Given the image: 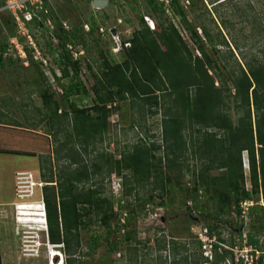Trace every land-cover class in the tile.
Instances as JSON below:
<instances>
[{
	"label": "trees",
	"instance_id": "trees-1",
	"mask_svg": "<svg viewBox=\"0 0 264 264\" xmlns=\"http://www.w3.org/2000/svg\"><path fill=\"white\" fill-rule=\"evenodd\" d=\"M145 1L147 11L152 14L149 16L155 19L154 28L143 19L148 13H139L138 27L130 37L121 38L119 61L110 57L108 50H99L90 89L79 77L82 57L73 58L67 44L76 50L81 47L88 51L84 37L97 30L94 18L87 21L90 24L87 33L83 22L65 29L61 24L56 25L53 18V34L60 50V75L54 71L52 75L59 85L60 96L55 97L56 92L39 69L42 85L37 93L41 105H33L38 119L36 125L45 122L48 126L47 134L54 142L50 144L53 158L40 155L39 159L40 176L45 183L40 187L43 209L39 202L17 204L16 218L21 225L46 224L48 242L62 245L64 264H83L79 259L80 230L91 224V216L107 228H110L112 217L109 232L120 233L129 224L134 225L136 208L142 206L143 210L144 204L154 198L153 193L161 199L157 205L168 208L174 203L175 190L183 187L185 198L178 205L208 220L209 233L216 234L218 240L229 245L233 242L221 238L220 225L215 222L228 219L231 211L238 217L240 201L262 198L264 202V59L252 57L241 63L233 57L220 31L213 35L201 25V37L186 19L179 0H170L169 6L185 29L193 45L191 48L177 25L165 14L163 2ZM3 4L4 0H0V7ZM0 14L6 16V23H11L8 37H17V24L10 12L0 10ZM34 22L38 31L47 32ZM98 38L99 35L93 38L95 46ZM206 44L215 54L214 58ZM219 45L228 48L234 65H230L227 57H221ZM6 47V43L0 44V65L4 56L11 62L16 61V57L10 59L12 56L4 54ZM31 63L38 69V64ZM87 66L92 70L89 62ZM75 96H91L93 105L80 106L73 101ZM121 103L128 105L132 114L137 113L131 127L140 126L147 115L159 114L161 142L149 137L139 138L120 149L118 158L112 153L98 151L96 144L103 141L109 126L111 104L116 107ZM118 110L121 111L122 106ZM3 114L0 109V116ZM5 121L0 123H7ZM8 124L18 126L14 121ZM0 152L33 155L19 151ZM53 159L63 160L62 164L57 162L56 174L52 170ZM216 170L220 171L215 173ZM113 172L121 175L122 182L118 209L114 213L113 202L104 194L102 183ZM187 175L190 177L185 179ZM94 176L98 177L96 181L92 180ZM139 189L144 197L138 195ZM170 192L167 200L163 199ZM130 196L140 202L126 203L125 198ZM200 197L205 199L201 201ZM150 206L153 208V204ZM122 211H126L123 224L120 221ZM259 213L258 219L262 220L264 206L255 204L249 208L253 222ZM259 226L263 228L261 223ZM132 230L128 228L122 233L126 241ZM98 237H90L89 248L96 247ZM248 242L260 248L255 232L248 233ZM49 249L55 253L56 249L51 246ZM228 253L215 249L210 264H221ZM200 258L198 263L202 261V256Z\"/></svg>",
	"mask_w": 264,
	"mask_h": 264
},
{
	"label": "rangeland",
	"instance_id": "rangeland-1",
	"mask_svg": "<svg viewBox=\"0 0 264 264\" xmlns=\"http://www.w3.org/2000/svg\"><path fill=\"white\" fill-rule=\"evenodd\" d=\"M109 1L110 3L103 8H93L92 0H44V8L55 19L56 25L57 23L62 25L64 22L71 28L94 18L105 24L106 27L112 26L113 28L115 26V30L118 31L116 41L106 34L104 37L99 36L95 46L93 38L99 35L95 31L90 36L87 34L84 37L89 45L88 51L76 47L82 52L79 55L82 57L79 77L88 89L93 83V72L96 71L95 61L99 59V50H108L110 57L119 61L121 58V38L130 37L132 31L138 27V14L148 13L147 16L155 25V19L153 16H149L152 14L147 11L148 7L145 0ZM188 1L190 4L184 7L186 19L197 29L198 35L202 37L201 25H204L213 35L220 31L226 37L229 47L232 49L233 57L241 63L252 57L264 59V0ZM165 14L177 25L188 45L193 48L185 29L171 8L168 9V12L165 11ZM143 19L146 21L144 17ZM146 23L148 25L147 21ZM10 27L11 23L8 21L6 23V16L0 14V44H7L9 39L13 37L11 35L8 37ZM25 29L36 43L46 64L42 63L36 54H33L32 48L24 46L25 59L14 58L10 55L12 56L10 59L16 60L11 62L8 56H4L3 64L0 65V109L4 111V114L0 116V121L6 120L5 122H7L0 123V151H19L33 154L0 152V264H16L17 262H21V264H52L51 257L54 253H51L49 246L52 248L53 246L52 244L47 246L45 244L48 241L45 226L40 224L21 225L14 220V211H16L14 204L19 201L30 203L34 199L41 201L42 187L40 188V185L43 186L45 183L40 176L39 159L40 155L52 157L50 144L54 145L51 136L47 134L49 132L47 124L43 122L36 125L38 119L33 105H41L37 93L38 88L42 85L39 69L48 79L52 90L56 92L55 97L58 99L60 96L59 85L54 81L52 75L53 71L60 75L58 57L60 50L56 46L57 37L49 32L38 31L35 22L25 25ZM87 31L89 30H84L86 33ZM16 34L18 35L17 38L25 43V38L21 33L16 31ZM217 48L222 51L221 57H227L230 65H234V59L228 48L221 45ZM206 49L214 58L215 54L207 44ZM72 50L75 51L76 49L72 48ZM194 52L198 54L197 51L194 50ZM72 56L73 58L76 57L73 54ZM31 62L38 64V69ZM88 62L92 70L88 68ZM72 99L80 106L91 107L93 105L91 96L87 98L75 96ZM114 105L111 104L109 126L104 134V139L101 143L96 144L98 151L112 153L114 158H118L120 149L126 145H131L139 138L145 137L147 139L149 137L158 143L161 142L159 114L147 115L145 121L140 122V126L135 124L137 127H131V121L137 119V113L132 114L128 105L122 103L116 107ZM120 106H122L121 111L118 110ZM9 121L17 122L18 126L8 124ZM33 124L36 126L31 129ZM57 162L62 164L63 160H52L54 174L57 171ZM242 163L247 178L245 152L242 153ZM17 171L29 173L32 180L36 182L34 197L23 200L16 197L18 183L15 177ZM219 171L214 172L218 173ZM119 176L121 178V175ZM189 177L190 175H187L185 179ZM97 179L98 177L94 176L92 180L96 181ZM102 183L104 194L111 199L114 208H116V200L112 196L110 176L104 178ZM246 188H250L248 179H246ZM174 193V203L168 208L158 206L157 203L161 199L156 197V193H153L154 198L144 204L143 210L142 206L136 208L137 217L134 225L129 224L120 233L119 231L109 232L114 220L112 217L110 228H107L98 224L94 216H91V224L86 229L80 230L79 259L83 264H194L197 260L200 261V248L194 238V232L199 227L207 226L208 220L205 221L194 210L189 213L184 205H178L185 198L183 187L178 188ZM138 195L144 197L140 189ZM169 195L171 192L165 194L163 199ZM133 198V196L128 199L125 198L126 203L136 204L140 202ZM204 199V197H200L201 201ZM258 200L263 201L260 198ZM147 204H153L152 212L155 214L141 217ZM129 206L127 204V207ZM114 208L112 209L113 213ZM259 215L260 213L255 215L256 222H253L250 219L251 215H248L251 222L244 226V229L242 221L235 216L233 211L227 215L228 219L218 220L215 223L220 225L221 238L226 241L238 243L239 230L244 233L255 232L260 245L259 249L264 251V217L259 220ZM260 223L263 228H260ZM128 228H133V230L130 239L126 241L122 233ZM94 235L99 236L98 244L91 249L88 247V243L90 237ZM35 240L38 242L37 255H25L24 253H28L34 248ZM197 264L201 263L197 262Z\"/></svg>",
	"mask_w": 264,
	"mask_h": 264
},
{
	"label": "built area",
	"instance_id": "built-area-1",
	"mask_svg": "<svg viewBox=\"0 0 264 264\" xmlns=\"http://www.w3.org/2000/svg\"><path fill=\"white\" fill-rule=\"evenodd\" d=\"M158 1L163 2V7L165 8V11L168 12V9L170 8V0ZM179 2L184 7L189 4L188 0H179ZM0 10H6L10 12L14 21L17 24V32L21 33V35L25 38L24 43L23 40L20 41L16 36L11 37L7 43L6 51L4 52V54L25 59L26 54L24 46H28L29 48L33 49V54H36L38 58L42 61V63L46 64L45 59L40 55V52L38 51L36 43L34 42V40H32L28 31L25 29V25L30 22L36 21L42 27H44L47 32L53 35V18L51 17L50 12H48V10L44 8V0H4V4L0 7ZM143 17L148 22V26L150 28H154L152 20L147 15H144ZM94 20L98 26L96 32L99 34V36L104 37L107 34L108 37H111L114 41L118 39L117 30H115V33L110 32L112 26L106 27L105 24L98 22L96 19ZM118 21L120 22V20ZM62 25L65 29H69L66 23L63 22ZM89 27L90 24L88 22L83 23L84 30H89ZM114 27L115 26H113V28ZM67 47L71 49V54L76 57H78L82 53L81 50L73 51V47L70 44H67ZM15 178L16 182L18 183V188L15 193L16 197L22 200L30 197L33 192V186L36 185V182L32 180L31 175H29V173L25 171H17ZM110 180L112 187V196L116 200V208H114L115 206H113V208L114 210H117L119 203L117 199L121 196L122 193V182L120 176L116 175L114 172L111 173ZM41 186L42 185H40V187ZM255 204L264 206V202L262 200L254 201L253 199H245L239 202L240 214L238 215V217L242 221L243 229L244 226L250 223V219L248 216L249 208ZM152 210L153 208L149 204H147L145 206L144 214L142 213L141 217H143V215L144 217L146 215H154L155 212H152ZM125 215L126 211H122V216L120 217V221L122 224L125 223ZM239 231H241V233L239 234L240 237L237 238L239 242H233V245H229L224 241L218 240L216 234H210L206 226L199 227V229L194 232V238L200 248V254L202 256L201 264H210V262L214 258L215 249L219 253H223L224 250L229 251V253L226 255L225 259L221 262V264H262V262L264 261V251L259 249L257 244H251L248 242V233H244L242 232V230ZM215 244H217V247H215Z\"/></svg>",
	"mask_w": 264,
	"mask_h": 264
},
{
	"label": "clouds",
	"instance_id": "clouds-1",
	"mask_svg": "<svg viewBox=\"0 0 264 264\" xmlns=\"http://www.w3.org/2000/svg\"><path fill=\"white\" fill-rule=\"evenodd\" d=\"M35 195H34V186H33V192H32V195L30 196V197H28L29 199L30 198H32V197H34ZM28 198H25V199H28ZM38 201H40V200H38ZM39 204H40V206L42 207V209H43V200H42V198H41V201L39 202ZM44 213V212H43ZM44 222H45V220H44ZM45 226H46V224H45ZM46 244V246L47 245H51L48 241L45 243ZM52 246H53V248L54 249H56L57 247H58V249H56V250H54V254L52 255L53 257H54V261H53V263H59L60 261L62 262V264H64V259H65V253L62 251V249H61V247H62V245L60 244H52ZM48 255V254H47ZM59 258V260L57 261V259ZM52 259V258H51ZM57 261V262H56Z\"/></svg>",
	"mask_w": 264,
	"mask_h": 264
},
{
	"label": "bare ground",
	"instance_id": "bare-ground-1",
	"mask_svg": "<svg viewBox=\"0 0 264 264\" xmlns=\"http://www.w3.org/2000/svg\"><path fill=\"white\" fill-rule=\"evenodd\" d=\"M34 175V174H33ZM37 202H40V201H38L37 199H34L33 201H30V203H37ZM16 204H27V202H24V201H19V202H17ZM36 241V240H35ZM31 248V247H30ZM37 248H38V242L36 241V243L34 244V248L33 249H31L29 252H31V253H26L25 255H27V256H35V255H37ZM53 255V254H52ZM52 259H51V263L52 264H57V263H53V261H54V257L52 256L51 257ZM25 259V258H24ZM59 260V258L57 259V261ZM56 261V262H57Z\"/></svg>",
	"mask_w": 264,
	"mask_h": 264
},
{
	"label": "water",
	"instance_id": "water-1",
	"mask_svg": "<svg viewBox=\"0 0 264 264\" xmlns=\"http://www.w3.org/2000/svg\"><path fill=\"white\" fill-rule=\"evenodd\" d=\"M108 4L107 0H92L91 5L93 8H103ZM111 33H115V28H111Z\"/></svg>",
	"mask_w": 264,
	"mask_h": 264
},
{
	"label": "crops",
	"instance_id": "crops-1",
	"mask_svg": "<svg viewBox=\"0 0 264 264\" xmlns=\"http://www.w3.org/2000/svg\"><path fill=\"white\" fill-rule=\"evenodd\" d=\"M107 1H108V3H110L109 0H107ZM34 195H35V191H34ZM15 206H16V205L14 204V210H15ZM14 212H15V213H14V216H15V217H14V220H15V222L17 223L16 211H14ZM16 264H21V262H20V263L17 262ZM22 264H23V263H22Z\"/></svg>",
	"mask_w": 264,
	"mask_h": 264
}]
</instances>
